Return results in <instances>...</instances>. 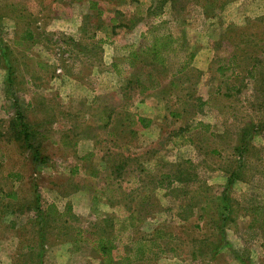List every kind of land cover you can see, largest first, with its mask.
Here are the masks:
<instances>
[{"label": "rangeland", "instance_id": "rangeland-1", "mask_svg": "<svg viewBox=\"0 0 264 264\" xmlns=\"http://www.w3.org/2000/svg\"><path fill=\"white\" fill-rule=\"evenodd\" d=\"M160 1L107 0L101 6L105 12L103 18L107 22L109 17L115 13L114 9L118 7L124 9L127 15L123 21L125 19L127 21L130 17L134 18V22H137L135 26L140 25L143 29L146 26L150 29L164 19L167 21L169 30L178 37L184 35L185 42L187 40L189 45L186 49L190 52H198L202 48L207 49L206 45L212 40L211 48L214 46V50L209 51L212 62L206 77L207 81L204 79L200 83L201 71L199 72L197 68L190 69L188 74L191 78L187 84L190 92L178 91V96H181L183 101L179 103L172 101L169 105L171 109H182L186 106L187 100V103L191 104L193 98L200 95L201 91L198 87H202V92L210 101L209 106L206 107L208 119L214 122L212 130L214 138L206 140L202 145L207 151L216 148L220 150V154L206 155L204 163H198L201 158H196L194 163H198L197 166L200 169L203 164L208 165L209 170L221 165L226 170L239 168V176L249 179L251 185L246 182L238 183L231 191L233 199L238 201V204L235 206V213L224 228L227 231V237H225L227 248H224L220 254L210 253L209 249L205 251L206 253L200 260H193L190 251L193 248L195 236L202 239L198 235H206L210 226L213 228L212 221L208 226L197 220L192 221L187 230L186 223L178 222L177 219L178 210L183 208L179 196L186 193V188L180 191L178 188L182 187L181 183H175V189L155 190L153 197L160 202V206L155 207L160 221L159 225L164 230H168L167 227H169L177 234L176 240L173 241L174 246L177 245V250L169 255L163 253L159 259L151 262L145 261L146 259H136L134 255L133 261L125 264H242L236 256H240L243 262L245 260L249 264H264L262 241L264 212L257 222H252L258 218L254 212L257 203L264 205V132H255L251 136L252 149L244 157H239L235 149L240 143L241 131L246 126L264 119L263 94L254 89L260 85V79L258 75L255 79L251 76L232 80L225 78V75L236 68L234 64L229 65L232 55L236 57L237 70L243 71L244 76L245 69L251 63L250 60L246 63V60L252 57L263 59V62L258 65L260 73L263 71L264 0H179L177 3L179 12L175 14L180 19L175 22L172 21L170 15L172 10L170 1L164 3V9L168 13H163L156 19L147 16L149 5L152 3L156 7ZM89 4V0H0V99L3 95L5 97L3 108H0V146L2 148L0 149V169H4L5 166L10 168L21 166L28 170V174H32L31 166L33 165L29 161L30 151H27L20 143L16 136L15 130L17 129L12 125L17 109L13 103L17 101L24 112L26 121L31 125L36 145L41 143L43 154L49 157V166L43 167L41 172L37 171V176L32 174L33 180L39 184L43 201L56 202L61 210H65L70 202L73 204L72 212L80 216L76 220L73 217L71 221H66L68 223L66 229H62L61 219L53 223L52 230L47 236V249L45 248L47 253L44 264H122L118 253L123 256L127 251H132L134 246L128 241L129 237L133 235V239H137L151 235L154 230V222L150 223L151 220H142L137 227L138 223L127 218L130 212L129 203L133 201L134 204V202L141 201L137 203V206L134 205L138 211L137 215L149 214V210H153L154 206L149 203H147L149 206L138 204L150 201L144 198L150 196V189H153L151 187L155 185V181L164 177L162 173H174L173 171L178 170L175 165L185 162L189 156L187 149H173L170 143L172 138H170V130H177L179 125L182 127L181 123H184L180 119H174L177 116L173 118L170 116L172 124L169 130L164 129L160 134H144L142 131L140 138H133L130 133H127V144L129 140H135L128 145L130 149L120 151L125 154L140 155V159L144 162L151 159L147 166L153 169V174L147 176H152V182L148 184L147 189H138L139 192L135 193L123 192L121 189L111 194L103 192L106 185L113 183L112 180L116 182L115 179H110L105 174L106 164L103 163L105 158H101L105 155L103 150L112 146V143L98 141L99 139L96 142L90 141L84 139V134L79 136L78 133L86 125L88 130H94L103 139L102 135L105 133L104 119H102L105 116L103 103L107 107L114 104H128L132 112L143 114L149 112L144 107H149L151 104L144 106L139 103L141 95L138 96L137 87L127 92V98L122 96L119 89L123 79L113 73V63L110 61L124 55L126 53L124 46L130 41L146 43L145 38L140 36L141 28L137 32L129 28V32L121 31L120 34L113 35V39L116 40L114 44L101 43L100 39L104 36L102 31L96 32L95 26L98 24L96 17L83 18V22L88 23L86 31L83 29L76 31L75 28L76 22L80 21L77 15L82 13L85 16ZM154 6L152 9L155 8ZM182 11L185 15L181 13ZM216 16L215 21L211 20ZM57 22L60 26H57ZM183 23H185V28L182 27ZM28 29L30 34L27 32ZM186 49L183 45L176 53L169 55L170 68L177 70L186 62ZM236 53L239 54L235 55ZM204 58V61H207L206 56ZM8 64L12 65L15 74L14 85L9 93L11 95L6 97V90L10 85L6 78L9 74ZM219 65L227 67L226 70L220 71L224 76L221 82L224 90L208 94L206 92L209 91L208 87H214L220 81L217 68ZM215 69L219 74L216 71L218 77L213 81L210 77ZM136 70L139 72L141 67L137 66ZM169 70V68H163L162 72L168 73ZM127 77L131 78L129 75ZM184 77L186 79V76ZM211 80L215 84L209 83ZM235 84L240 86L239 91L230 88ZM215 90L211 88L212 92ZM142 98L148 99V95ZM92 102L96 104L95 108L91 106ZM135 102L138 103L137 107ZM163 109L167 111L170 108ZM65 136L73 140L76 137L82 139L81 146L85 149L81 148V152H87L91 148L95 153V164L89 158L80 161L71 155L73 153L71 145L64 146L61 143ZM145 137L151 139L153 137V141L146 140ZM108 159L106 162H111V158ZM127 159L130 160L129 166H142V161L138 163L130 157ZM76 163L82 164L81 172L79 171L77 176L73 177L70 175L71 168ZM90 166H97L95 169L99 173L96 177L92 176ZM225 176H218L212 172L208 178L218 185H225L227 183ZM203 177L205 175H200V178L205 179ZM167 179L169 178L163 180ZM9 182L7 173H0V184L10 188L11 183ZM30 184L29 181L26 185L27 191L30 189ZM127 185L129 189L131 186L136 187L132 183H127ZM76 192L78 196L73 199L71 195ZM110 198L115 200L114 204L109 203ZM30 217L29 213L23 214L22 224L27 225L25 221ZM97 217L99 220L96 219ZM105 217H110L115 227H119L121 223L123 227L119 233L122 237L117 241L118 245L122 246H119L117 250H112L108 257L103 258L94 247L97 246L95 239L100 233L103 231L112 233V223L104 222ZM118 218L123 221L120 222ZM93 219H96L94 227L89 232L82 229L84 235H77L76 230L80 229L78 227L86 228ZM6 220H8L7 217L0 219V229L5 228ZM96 222H99L97 227ZM197 222L201 225L199 231L194 226ZM0 232L3 233L0 241V264H28L26 262L32 256L30 253H22L17 259L13 258L22 249L18 243L19 239L17 242L13 237L10 238L5 230ZM25 232L34 233L31 229ZM29 236L33 237L34 234ZM155 248L157 250L158 247ZM234 251L238 252L234 253ZM104 261L107 262L104 263Z\"/></svg>", "mask_w": 264, "mask_h": 264}, {"label": "crops", "instance_id": "crops-1", "mask_svg": "<svg viewBox=\"0 0 264 264\" xmlns=\"http://www.w3.org/2000/svg\"><path fill=\"white\" fill-rule=\"evenodd\" d=\"M91 1H97L98 2V7L102 8L101 6L103 5V3L105 2V0H89V2L91 3ZM109 1H116V0H109ZM120 1H127V0H120ZM119 2V1H118ZM109 4V3H108ZM90 7V4H89ZM89 7H87L86 11H89ZM138 8V7H136ZM135 8V9H136ZM125 16H127L125 14V10L118 8ZM171 19L173 22L177 21L180 19L179 16H177L176 14H178L179 10L176 6L175 7H171ZM140 10V9H139ZM176 12V14H175ZM105 13V12H104ZM141 13H143V11H141ZM163 13H168V11H165V9H163ZM185 15V12H181ZM205 13V12H204ZM173 14V15H172ZM135 15H137L135 13ZM161 17V16H160ZM77 18H80L79 22H76V31H81L84 28V24L85 22H83V14H78ZM217 18L214 17V19H211L213 21H215V19ZM59 19V18H58ZM183 19H185L183 17ZM210 20V19H208ZM62 21V20H61ZM60 22V21H59ZM61 23V22H60ZM60 23L57 22V26H60ZM137 23V22H136ZM136 23L131 24V28L133 29V31L137 32L139 28H141V32H140V36L142 33H146V31L149 30V28L146 26L145 29H143V27H140V25L135 26ZM119 24V23H118ZM133 25V26H132ZM182 27L185 28V23L182 24ZM117 34H120L121 31L124 32H129L128 29L129 28H125V27H117ZM131 29V30H132ZM173 29V27H172ZM29 30V29H28ZM27 30V31H28ZM144 30V31H143ZM97 31H102L103 32V38L101 39H105L107 37V34L104 32V30H100V29H96ZM98 33V32H97ZM174 34V33H173ZM174 36L177 38L178 40V45H180V47H182L183 45H185V49L186 46L188 45V42L184 39V35L181 37H178L176 34H174ZM115 37V36H114ZM100 39V40H101ZM212 39V38H210ZM111 42L108 41H104L103 43H110V44H114L116 43L115 38L111 39ZM189 40V38H188ZM190 41V40H189ZM129 45H133L135 44V46H138L139 44L142 43H137V41H130V43H128ZM108 45V44H107ZM212 46V40L211 43L209 42L206 47L207 49L202 48V50L196 52L194 58L190 61V64L188 65V67L186 68V70H184L182 73H178L176 74V70L170 68V66L168 65L167 67H164V69L169 68L170 70L168 71V73H166L165 71H161L160 73H157L156 76L159 77V81H160V85L156 86L155 88H149L147 90L142 89V87H139L136 85L137 90L139 92L138 96H140L139 99V103H142L144 106L145 105H150L149 107H144V109L148 110L149 112L146 114H143L141 112H132L130 110V106L128 104H118V105H110V107H107V105H105L103 103V110H105L104 114L105 116H103L102 119H104V130L105 133L102 135L103 139L100 138V134L95 133L94 130H88V127H86V125L84 126V128L78 133L79 136H82L84 134V139H88L90 141H94L96 142L98 139V141H104V142H110L112 143V146L107 147V149L103 150V153L105 155H102L101 158H105L104 162L106 164V166H104V171L105 174L110 178V179H115L116 182L113 181V183L108 186L106 185L103 188V192L104 193H115L118 192L119 189H121V191L123 192H127V191H131L132 193L135 192H139L138 189H147V186L149 183L152 182V176H147V175H151L153 174V169L151 167L147 166V163L150 162V160H146L147 162H144L140 159V155H135V154H125L124 152L121 151H125L126 148L130 147L128 145H130V143H132L134 140H129V143L127 144V133H130V135L133 138H138L139 135L142 133V131L144 132V134H149V133H162L165 129V131L168 129L170 125L172 124V118L174 116V119L177 120H182L184 123L182 124V127L177 128V130H170V143L172 145L173 149H177V148H181V149H187L189 156L185 159V162H191L193 167H191V171L195 172L196 174H198L199 177V182H189V183H185V182H180V181H172V178L170 177V175H172L173 173L171 172H165L162 173L164 174L163 178H158L157 181H155V185L150 189V196L145 197L144 199L146 200H150L148 202L143 201V204H138L141 206H149L147 203H149L151 206H154L153 210H149L150 213H144V215L142 216L141 214L137 215V208L134 207L137 206L138 202L141 201H137V199H139V197H137L136 201L133 204V201L131 203H129L130 207H129V215L127 216V218H131L133 219L134 222L138 223V226L140 225V222L143 220L146 221H150V223L154 222V230L152 231L151 235H145L143 237H138V238H147V239H157L156 232L158 230L163 229L162 227H160V221L158 220V217L156 215V211H155V207L160 206V202L155 196V190L158 189H168V188H172L175 189L174 185L175 183H181L182 187L178 188V190L183 191L186 188V193H183L182 196L180 197V203L182 205V209L178 210L177 213V219L178 222H182V223H186V228L188 230V226L191 225L189 224L192 221L197 220L198 222L202 223H206V225L208 226L209 223L211 221H213V219L215 218L214 216V209H213V205H215V201L213 200V195H218L220 194L224 188L225 185L220 184L218 185L217 183H214L213 181L211 182L209 180V174H212V172H214V174H218V176H225L226 178H228V173L226 172L225 167L222 165L221 166H214L213 169L209 170V166L203 164L202 165V169L198 168L197 164L199 162L204 163L205 157L206 155H211L213 153H218L220 154V150L213 148L210 149V151H207L205 149V146L203 147V142H205L206 140L209 141L210 138H214L213 136V127H214V122L211 119H208V111L206 110V107L209 106V99L208 97H205L204 92H202L201 88L202 87H198L200 92V95L196 96L193 98L192 102H190L191 104L186 102V106H184L182 109H171L169 103L170 102H182L183 98L181 96H178L179 92L178 91H189L187 88V84L189 83L188 81L190 80L191 76H189L188 72L190 69L193 68H197L198 71H201V77H200V83L203 82V80L205 79L207 81V76H208V71L210 70V63L212 62V59L210 57V52L209 51H213L214 50V46L211 48ZM207 52V53H206ZM126 54V53H125ZM120 55V57H115V59H111L110 61L114 64L117 63L120 65L121 68H123L122 72H119L116 70L115 66L113 67V73L116 76H119L120 79H123V83H120V89L119 92L122 94V96L124 98H127V92L131 91L130 89L128 90L127 87V83L128 80L130 79H135L138 77L137 75V70L135 68H130L129 66H127V64L125 63L127 61V55ZM207 61L205 60V57ZM215 58V57H214ZM173 61H175V59H173ZM204 61V63H203ZM124 63V64H123ZM199 63V64H197ZM126 65V66H125ZM221 65H219L218 71L217 69H215L211 75L210 78L214 80L217 79V75H216V71L219 74L220 77H218V79H220L219 83L214 86V87H208L209 91L208 94H213L216 92H220L223 91V87H222V78L224 76H222L221 74V69H220ZM175 73V75H174ZM236 74L237 71H234V69H232V71H230L227 75H225V78H228L230 80L232 79H236ZM127 75L131 76L127 77ZM186 76V79H184ZM184 77V78H183ZM8 78V76L6 77ZM165 78V79H163ZM209 78V79H210ZM208 79V80H209ZM167 80V81H166ZM166 81V83H165ZM210 81V80H209ZM209 83H214L209 82ZM186 84V85H185ZM215 84V83H214ZM236 86H238L237 84H235ZM199 86V83H198ZM233 86V85H231ZM230 86V88H231ZM240 86H238L236 89H238ZM196 88V87H195ZM211 88H215L216 90L214 92L211 91ZM232 89V88H231ZM148 95V99H143V96ZM8 96V92L6 90V97ZM197 97L202 98V103L201 106L199 105V102L196 100ZM4 95L1 97L0 99V108H3V103H4ZM150 100V101H149ZM138 103L135 102V106L137 107ZM141 105V104H140ZM141 105V106H143ZM166 105V107H164ZM91 106L93 108L96 107L95 103H91ZM98 106V105H97ZM200 106V107H199ZM163 108H170L169 110L165 111ZM172 118H171V117ZM139 117H145L146 119L150 120V123H148L147 126H144L140 121H139ZM170 117V119H169ZM207 117V118H206ZM62 120V119H61ZM89 124V123H88ZM169 134V133H168ZM141 136V135H140ZM64 140H61L62 145L64 146H68L71 145L73 153L71 155H74L75 157L78 158V160L83 161L86 159H90L91 162H93L95 164V153L94 151L89 148L87 152H81V148H84L81 146L82 144V139H78V137H76L74 140L72 138H69L67 136L63 137ZM140 138V137H139ZM146 138V137H145ZM201 138V139H200ZM200 139V140H199ZM146 140H152L153 141V137L151 138H146ZM199 140V141H198ZM87 143V142H86ZM152 146V145H150ZM0 149L1 146H0ZM42 145H41V149L40 152L42 154V156L47 157V160L45 163H41L40 165H35L33 164V162H31L30 160V152H29V161L31 162V164L33 165L32 168V174L34 176H37V171L41 172L43 167H48L49 164V157L46 156L45 154H43L42 152ZM85 149V148H84ZM122 149V150H121ZM252 148H250L251 150ZM118 150V151H115ZM121 150V151H120ZM249 150V151H250ZM249 151L247 153H249ZM237 152V151H236ZM150 153V152H149ZM246 153V154H247ZM245 154V155H246ZM239 155V154H238ZM244 155V156H245ZM111 158V162L107 160H109L108 158ZM243 156V157H244ZM128 157H130L134 162H141L142 161V166L140 165H132L129 166L128 162L130 163V160L127 159ZM239 157H241L239 155ZM94 158V159H92ZM119 158V159H117ZM196 158H201L200 160H198V163H194ZM67 159V158H66ZM148 159V158H147ZM51 161V160H50ZM127 162V164H125ZM22 163V160H21ZM108 164V165H107ZM121 164H123V168L121 167L119 170V167L121 166ZM23 165V164H22ZM81 163H76L72 168H71V173L70 175H72L73 177L77 176V174L79 173V171L81 172ZM186 167V164L184 165ZM97 166L91 167L92 168V176L96 177V174L99 173V171H96ZM27 169H25L24 167H8L5 166L4 169H0V173H7V177L9 178L11 183L10 188H6V186H3L0 184V219L7 217L8 220H6L7 225L5 226V228L0 229L1 230H5V233H8L7 235H9L10 238H14L16 241L17 239H19L20 242H18L21 245V250L16 253L13 258H16L21 254V253H30V248L28 245H32V244H36L37 242H35V239H38L37 237L39 236L40 233L43 232V234H45L46 238L48 236V232H50L52 230V225L55 222H58L59 219H61L62 221H71L70 219H72L73 217L75 218V220L77 219V217L79 218L80 216L76 215L75 213H73V204L72 203H68L66 205L65 210H61L56 202H48V201H43L42 199V194L41 191L39 189V184L37 181H34L32 178V174H28L27 173ZM34 172V173H33ZM175 172V171H173ZM126 174V177H125ZM146 174V175H145ZM205 175V179L200 178V175L202 176ZM145 175V176H144ZM144 176V177H143ZM93 177V178H94ZM71 178V177H70ZM165 178H169L167 179L165 182L163 181V179ZM207 180V181H206ZM30 181V189L29 191L26 190V185H28ZM119 182V183H117ZM246 182V184H250V180L249 179H243L242 177L238 176L235 178L232 186H231V191L233 190L235 185H238V183H243ZM118 184L117 186L115 184ZM127 183H132L134 185H136V187H128ZM226 184V183H225ZM41 188V185H40ZM136 188V189H135ZM37 189V192L41 195V213L42 215H45L46 220L45 222H41L39 221L40 218L38 217V211L35 209L34 207V203H35V191ZM218 190V191H217ZM78 193H73L71 195V197L77 198ZM142 196V195H141ZM140 196V197H141ZM208 196L210 198H208ZM175 197V196H174ZM212 197V198H211ZM143 199V200H144ZM142 200V199H140ZM109 202L110 204H114L115 200L110 198ZM117 202V201H116ZM120 202V201H119ZM233 203L236 206L238 204V201H236L235 199H233ZM162 204V203H161ZM11 208L7 209V206H10ZM29 213L31 215V217L25 221V223L27 225H25L24 223L22 224L23 221H21V217L23 214ZM2 215V216H1ZM98 216H100L98 214ZM108 218V217H105ZM104 218V219H105ZM98 219V217L96 218ZM93 219L92 221H90V225H88L86 228L84 227H78L80 229H77L76 231L78 232L79 230L81 231L82 229L87 230L89 232V230L92 229V227H94V223L95 220ZM119 219V218H118ZM37 220V221H36ZM120 222L123 221V219H119ZM49 221V222H48ZM194 223V226L198 229L201 228L200 223ZM182 225V224H181ZM168 230H165L166 232H168V238L167 239H161L160 243L162 245V247L165 249L164 254L169 255L171 252L175 253L176 252V246H174L173 241L176 240L177 238V234L170 229L169 227H167ZM31 229L34 231V236H29V235H33V234H29L27 232H25V230ZM212 229V230H211ZM164 230V229H163ZM36 232V233H35ZM191 233H194L192 231H190ZM82 233H84V231H82ZM3 233L0 232V241H1V235ZM84 235V234H82ZM199 237L201 236L202 239H199L197 236H195L196 238L194 239V245L192 250L190 251L191 253V257L194 259H202L204 256V253H206L205 251H207L208 249L210 253H218L220 254V252L224 249L227 248V246H225L226 241H225V237H227V231L226 229L224 230V232L221 229H216L215 227L212 228V226H210L209 231L207 230V234L206 235H198ZM172 237V238H171ZM217 239V240H216ZM199 243V245H198ZM207 243V244H206ZM206 244V245H205ZM230 244V243H229ZM37 247V246H36ZM45 248L47 249V244L45 245ZM216 248V249H215ZM231 248V246H230ZM238 251H234V253H237ZM47 253V251L45 252V254ZM238 255V254H237ZM237 260H239L242 264H244L242 258L240 256H236Z\"/></svg>", "mask_w": 264, "mask_h": 264}, {"label": "trees", "instance_id": "trees-1", "mask_svg": "<svg viewBox=\"0 0 264 264\" xmlns=\"http://www.w3.org/2000/svg\"><path fill=\"white\" fill-rule=\"evenodd\" d=\"M107 1V0H105ZM119 1L120 0H116ZM170 1L172 3V6L176 8L177 3L179 0H161L158 2V5L155 7L152 3L149 5L148 12H146L148 15L153 17V19L159 18L163 14V9L165 7V2ZM155 7L152 9V7ZM114 14L109 17V19L106 22V19L104 20V10L100 7H98L97 1H91L89 11L84 16L86 19L87 16H93L97 18V26H95V29L104 30V32L107 34V37L105 39H101L100 42L108 41L111 42L112 36L117 34V27H125V28H131V24H134V18H129L127 21H123L126 16L119 10L114 9ZM125 16V17H124ZM129 21V22H128ZM85 22V26L83 28L84 31H86V27L88 26L87 21ZM119 23V24H118ZM96 24V23H94ZM29 34L31 33L30 30L27 31ZM30 38H32L31 35H29ZM141 37L145 38L146 43L139 44L138 46L133 45H125L124 49L126 50L127 55V66L130 68L137 69V66L141 67V70L137 72L138 77L135 79L128 80L127 87L129 89H134L136 86L133 84L135 83L137 86L142 87V89H149V88H155L156 86L160 85L159 77L156 76L158 72H161L164 67H167L170 65V58L169 55L172 53H176L180 46L177 44L178 40L174 36L173 32L168 29L167 27V21L162 19V21H159L155 26L151 27L147 33H142ZM7 48V47H6ZM187 59L186 62L183 63L177 70L176 74L182 73L188 65L190 64V61L194 58L195 53L193 51H187ZM239 53H236L237 55ZM231 61H229V65L234 64L236 68H234V71H237L236 79H244L247 76H251L255 79V76L258 75L260 82L257 87L254 89L256 92H261L263 94V103L262 108L264 109V69L260 73L258 70V65L260 62H263V59H260L259 57H253L246 60V63L248 60L251 61L250 65L245 69L246 74L243 75V71H238L237 67V61L236 57H233ZM249 64V63H248ZM9 67V74H8V81H9V89H7L8 96L11 94V88L14 85V68L11 64L7 65ZM113 66H115L116 70L119 72H122L123 68L120 67L119 64L114 63ZM221 71L226 70V66L220 67ZM157 72V73H156ZM175 75V73H174ZM228 79V78H227ZM238 86L233 85L231 86L232 89H236ZM241 89L240 87L238 88ZM196 100L199 102V105L201 106L202 98L197 97ZM15 105L16 109V116L14 120L12 121V125L15 127L16 136L19 139L20 143L24 146V148L27 151H30V160L35 165H40L41 163H45L47 160V157L42 156L40 149H41V143L36 145L35 135L34 132L31 129L30 123L26 121L24 112L20 109L18 102L14 101L13 103ZM199 106V107H200ZM139 121L144 125L147 126L148 123H150L149 119H146L145 117H139ZM258 132H264V119L261 120L258 123H252L248 126H246L241 131L240 136V143L236 146L237 154H239L241 157L244 156L251 148V136L254 133ZM34 138V139H33ZM186 164V167L184 166ZM175 165L178 170L175 171L170 177L172 178V181H180V182H199L198 174L195 172H192L190 169L193 167L191 162H183ZM127 164V162L125 163ZM129 164V162H128ZM123 168V164H121L120 168ZM226 172L228 173L227 183L225 184L224 190L218 194L213 195V200L215 201V205H213L214 209V216L215 218L212 221L213 227L216 229H221L224 232V228L227 224V222L231 219V216L233 213H235L236 208L233 203V197L231 194V186L235 180L236 177L239 176V168H231L227 169ZM164 181V180H163ZM165 182V181H164ZM211 197V198H212ZM208 198H210L208 196ZM41 195L37 192V189L35 191V203L34 207L38 211V217L40 218L39 221L45 222L46 217L45 215H42L41 213ZM11 208L10 206H7V209ZM255 215L258 216V218L254 219V222H257L260 216H263L264 212V205H260V203H257V205L254 208ZM2 216V215H1ZM99 220V219H98ZM104 222L112 223V220L110 217L103 219ZM37 221V220H36ZM49 222V221H48ZM55 222V221H54ZM68 222V221H67ZM63 227L62 229H66L68 227L66 224V221H62ZM99 224V222H96V227ZM123 224L121 223L119 227H115L112 223V233L111 231H103L100 233L95 241L97 243V246H95V251L103 256V258L108 257L109 254H111L112 250L119 249V246H122L121 244L118 245L117 241L118 239H121L122 235L119 233L122 231ZM264 227V217H263V225ZM110 230V229H109ZM67 232V231H66ZM82 231H78L77 235H82ZM95 234V233H94ZM168 232H166L163 229H160L156 232L157 239H147V238H137L133 239V235L129 237V240L131 243L134 244L132 251H127L125 255H119L120 261L122 260V264L130 263L133 261L134 255L136 259H146L145 261L151 262L152 260H157L159 257L162 256V254L165 252V249L162 247L161 243L159 242V239L168 237ZM38 239H35L36 244L28 245L30 248V254L31 259H29L26 263L28 264H44L45 262V245L47 238L45 234L40 233L37 237ZM172 238V237H171ZM262 241L264 245V230L262 233ZM207 244V243H206ZM205 244V245H206ZM37 246V247H36ZM155 247H158L157 250ZM216 249V248H215ZM209 250V249H208ZM22 253L20 254V256ZM107 261H104L106 263ZM246 264L247 261L244 260Z\"/></svg>", "mask_w": 264, "mask_h": 264}]
</instances>
